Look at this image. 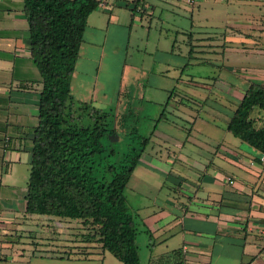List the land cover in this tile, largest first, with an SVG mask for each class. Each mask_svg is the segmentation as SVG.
<instances>
[{
    "label": "crops",
    "instance_id": "obj_1",
    "mask_svg": "<svg viewBox=\"0 0 264 264\" xmlns=\"http://www.w3.org/2000/svg\"><path fill=\"white\" fill-rule=\"evenodd\" d=\"M130 1L102 0L89 14L70 83L75 99L100 108L112 105L114 94L109 96L99 72L107 66L114 26H129L136 18ZM198 1L187 0L195 6ZM141 8L148 13L152 4L142 0ZM240 14L232 33L223 31V40L232 43L220 52L227 60L262 12ZM213 37L204 38L215 41ZM189 57L194 64L218 65L220 74L211 84H185L190 89L187 103L175 101L173 111L188 126L159 118L133 170L126 196L137 225L139 264H264V162L257 150L226 129L244 90L256 81L223 61ZM170 87V82L150 86V100L161 103ZM40 89L23 1L0 0V264H123L83 237L85 230L71 229L81 226L79 220L25 212ZM214 94L226 104L210 103ZM119 97H114L117 104ZM201 102L211 108L206 117L200 114ZM222 117L227 118L224 125L218 123ZM50 230L55 240L46 244L41 233L47 237Z\"/></svg>",
    "mask_w": 264,
    "mask_h": 264
},
{
    "label": "trees",
    "instance_id": "obj_2",
    "mask_svg": "<svg viewBox=\"0 0 264 264\" xmlns=\"http://www.w3.org/2000/svg\"><path fill=\"white\" fill-rule=\"evenodd\" d=\"M22 1L31 57L41 76L25 212L77 219L87 228V240L123 264H139L137 225L126 189L155 124L142 134L131 105L117 115L116 105L100 108L79 101L70 88L87 18L102 0ZM130 2L132 17L145 11L142 0ZM255 110L263 112V119L253 115ZM226 129L257 156L264 151L263 83L250 82Z\"/></svg>",
    "mask_w": 264,
    "mask_h": 264
},
{
    "label": "rangeland",
    "instance_id": "obj_3",
    "mask_svg": "<svg viewBox=\"0 0 264 264\" xmlns=\"http://www.w3.org/2000/svg\"><path fill=\"white\" fill-rule=\"evenodd\" d=\"M146 1L152 4L148 13L136 11L137 19L131 25L114 26L107 42V66L99 72L110 97L114 94L118 98L127 92L126 96L124 94L121 97L119 104L112 97L111 104L116 105L117 115L126 104L131 105L138 112V126L142 134H148L159 118L164 117L174 120L178 125L188 126L180 118V114L173 111L175 101L183 100L187 103L190 89L185 84H211L214 77L220 74L218 65L191 63L190 55L212 62L223 61L225 65L234 66L238 72H242V76L264 84V0H256V5L254 0H199L198 6L190 5L187 0ZM257 5L260 6L257 8ZM258 9L262 12L261 19L259 18L247 35H241L237 39L235 44L239 47L231 55V59L222 58L220 52L223 49L229 50L227 45L232 44L223 40V31L231 34L238 14L248 16L255 14ZM207 35H214L215 41L205 39ZM191 48L193 51L189 52ZM225 74L232 78V74ZM120 78H123V87L120 85ZM160 82H170L171 87L165 92L161 103H156L150 100L152 95L149 89ZM210 88L206 92L211 95ZM216 97L215 94L210 96L209 102L226 104L224 97ZM256 111L253 115L263 119V112ZM211 112V108L204 104L200 114L206 117ZM222 118L218 122L220 125H224L227 120L226 117ZM78 228L87 231L82 225L71 229L77 232ZM42 233L46 244L55 240V233L51 230L47 237ZM82 235L84 237L86 232ZM142 237L143 235L138 236L137 241Z\"/></svg>",
    "mask_w": 264,
    "mask_h": 264
},
{
    "label": "built area",
    "instance_id": "obj_4",
    "mask_svg": "<svg viewBox=\"0 0 264 264\" xmlns=\"http://www.w3.org/2000/svg\"><path fill=\"white\" fill-rule=\"evenodd\" d=\"M259 158H260L261 161L264 162V151L260 153ZM229 181L232 182L231 179H229Z\"/></svg>",
    "mask_w": 264,
    "mask_h": 264
}]
</instances>
